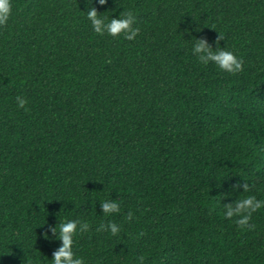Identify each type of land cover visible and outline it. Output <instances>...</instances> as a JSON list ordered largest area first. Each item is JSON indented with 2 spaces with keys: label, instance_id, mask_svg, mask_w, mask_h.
<instances>
[{
  "label": "trees",
  "instance_id": "obj_1",
  "mask_svg": "<svg viewBox=\"0 0 264 264\" xmlns=\"http://www.w3.org/2000/svg\"><path fill=\"white\" fill-rule=\"evenodd\" d=\"M12 4L0 26V264H50L64 219L88 223L72 245L85 264H264V207L251 228L222 215L245 184L264 199V0ZM89 7L105 22L129 11L139 31L97 33ZM196 39L233 51L241 70L202 64Z\"/></svg>",
  "mask_w": 264,
  "mask_h": 264
},
{
  "label": "clouds",
  "instance_id": "obj_2",
  "mask_svg": "<svg viewBox=\"0 0 264 264\" xmlns=\"http://www.w3.org/2000/svg\"><path fill=\"white\" fill-rule=\"evenodd\" d=\"M99 3L103 4L105 0H99ZM12 10V0H0V26L8 23ZM86 16L91 23L93 31L97 33L107 32L111 36L123 34L126 39L131 40L135 33L139 31V29L131 27L134 15L129 11H124L119 17H112L105 22L94 7H89ZM193 51L199 54V61L202 64L207 65L212 62L225 72L236 73L242 68L241 60L227 47L213 50L205 40L196 39L193 44ZM15 101L18 108H25L27 104V100L22 95H17ZM244 193L233 203L224 205L222 211L224 217L230 218L241 229L254 227V225L249 223L250 218L253 213L264 207V199L258 198L255 193H252L247 184L244 185ZM101 207L106 215L119 211V206L115 201L102 200ZM132 215L133 213L129 211L128 218H132ZM87 228L88 223L86 222L80 223L79 228H77L76 221L61 220L58 229H53V231L58 230V238L62 243L54 250L50 264H85L84 258L73 251L72 245L73 233ZM108 228L113 234L119 231V226L111 221L108 224ZM138 259L142 261L143 257Z\"/></svg>",
  "mask_w": 264,
  "mask_h": 264
}]
</instances>
